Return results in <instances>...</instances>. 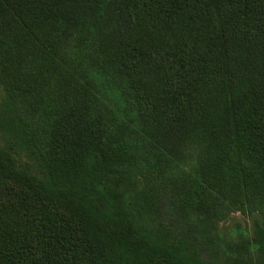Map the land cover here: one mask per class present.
I'll return each mask as SVG.
<instances>
[{
    "label": "trees",
    "instance_id": "trees-1",
    "mask_svg": "<svg viewBox=\"0 0 264 264\" xmlns=\"http://www.w3.org/2000/svg\"><path fill=\"white\" fill-rule=\"evenodd\" d=\"M0 92V264H264V0H0Z\"/></svg>",
    "mask_w": 264,
    "mask_h": 264
},
{
    "label": "rangeland",
    "instance_id": "rangeland-1",
    "mask_svg": "<svg viewBox=\"0 0 264 264\" xmlns=\"http://www.w3.org/2000/svg\"><path fill=\"white\" fill-rule=\"evenodd\" d=\"M250 224L251 220L247 216L241 213H236L230 220H228L226 226L230 229L237 227L247 228L251 226Z\"/></svg>",
    "mask_w": 264,
    "mask_h": 264
}]
</instances>
